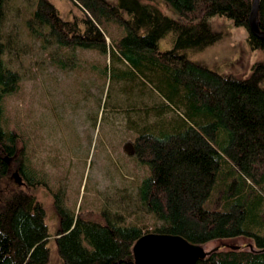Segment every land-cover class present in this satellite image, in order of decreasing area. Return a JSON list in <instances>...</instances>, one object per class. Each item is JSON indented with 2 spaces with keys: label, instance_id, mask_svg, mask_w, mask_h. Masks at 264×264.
<instances>
[{
  "label": "trees",
  "instance_id": "16d2710c",
  "mask_svg": "<svg viewBox=\"0 0 264 264\" xmlns=\"http://www.w3.org/2000/svg\"><path fill=\"white\" fill-rule=\"evenodd\" d=\"M70 1L77 13L64 20L50 0H0V264H49L52 237L59 264H135L133 246L146 234L180 236L200 247L245 237L252 246L218 248L196 264H264V59L237 79L187 55L220 39L212 30L216 18L243 27L251 49L264 52V41L248 28L252 0ZM11 19L17 23L8 31ZM257 27L264 33V0ZM166 37L172 47L160 51ZM31 43L104 59L92 66L108 81L100 119L124 122L129 156L146 170L134 199L152 219L151 230L108 206L97 214L72 212L66 189L52 191L35 171L24 135L10 128L5 113L23 81L8 61ZM13 171L23 186L11 180ZM38 186L51 190L60 217L52 236L42 204L21 188Z\"/></svg>",
  "mask_w": 264,
  "mask_h": 264
},
{
  "label": "rangeland",
  "instance_id": "374dc122",
  "mask_svg": "<svg viewBox=\"0 0 264 264\" xmlns=\"http://www.w3.org/2000/svg\"><path fill=\"white\" fill-rule=\"evenodd\" d=\"M50 1L64 20L77 13L70 0ZM15 22L9 20L8 31ZM212 30L220 39L202 51H187L189 59L221 76L248 78L253 67L263 61L264 52L251 49L246 30L229 20L213 19ZM171 47L167 37L160 40V51ZM71 53L55 47L42 50L37 43H31L25 55L8 61L9 67L23 78L20 91L6 100L10 128L24 135L27 156L49 189H66L67 209L76 213L80 207L97 214L108 206L112 212L122 213L129 222L149 231L152 219L138 210L134 199L135 187L146 170L134 166L129 156L132 149L122 118L110 116L109 124L100 119L108 86V81L98 73L104 59L92 52ZM74 55L79 66L75 70L70 66L61 69L58 60L71 65ZM92 66L99 68L95 71ZM15 174L21 176L12 172L11 180L16 184ZM21 188L42 204L49 235H54L60 217L53 208L51 190L41 186ZM252 245L249 239L237 237L216 240L202 248L210 252L215 248ZM48 248L49 264H59L54 237L50 238Z\"/></svg>",
  "mask_w": 264,
  "mask_h": 264
},
{
  "label": "water",
  "instance_id": "95a60500",
  "mask_svg": "<svg viewBox=\"0 0 264 264\" xmlns=\"http://www.w3.org/2000/svg\"><path fill=\"white\" fill-rule=\"evenodd\" d=\"M260 0H252L248 20L249 32L256 38L264 41V33L257 27V10ZM8 162V159H5ZM15 182L23 186L21 178L13 175ZM215 248L212 251H216ZM236 250L239 247H230ZM188 243L180 236L165 234H146L139 238L132 249L135 264H196L205 259L212 252Z\"/></svg>",
  "mask_w": 264,
  "mask_h": 264
}]
</instances>
